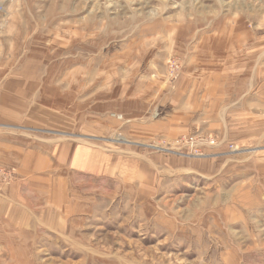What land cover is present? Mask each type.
Returning a JSON list of instances; mask_svg holds the SVG:
<instances>
[{
    "label": "rangeland",
    "instance_id": "rangeland-1",
    "mask_svg": "<svg viewBox=\"0 0 264 264\" xmlns=\"http://www.w3.org/2000/svg\"><path fill=\"white\" fill-rule=\"evenodd\" d=\"M207 34L220 44L228 36L221 56L243 60L237 71L264 82V0H0V80L35 66L13 75L28 91L0 128L13 145L90 143L169 168L148 187L76 179L77 212L58 230L0 227V264H264V149L213 137L210 155L191 157L179 144L153 147L191 133L132 139L109 122L131 125L121 109L143 107L128 91L146 79L176 83L183 54Z\"/></svg>",
    "mask_w": 264,
    "mask_h": 264
},
{
    "label": "crops",
    "instance_id": "crops-1",
    "mask_svg": "<svg viewBox=\"0 0 264 264\" xmlns=\"http://www.w3.org/2000/svg\"><path fill=\"white\" fill-rule=\"evenodd\" d=\"M219 37L204 35L190 47L191 53L187 49L182 57L185 69L176 83H151L146 79L129 90L132 105L143 107L137 114L121 109V113L133 116L131 125H123L117 119L109 122L118 124L132 139L201 133L263 150L264 82L253 84L252 77L240 71L243 68L237 71V63L243 67V60L221 56L230 53L231 47L228 36H222L228 39H224L226 44H220L216 39ZM34 68L16 67L0 80V128L9 126L16 112L13 101L28 98L24 80L13 75L32 74ZM151 107H158L157 117L150 115ZM18 109L20 118L27 120V109ZM10 138L11 135L0 132V165L13 168L16 175L0 192V227L13 232L41 225L58 230L61 220L77 212L79 203L74 200L77 196L72 188L76 179L119 178L148 187L155 182L157 170H169L153 155H140L134 150L53 140L43 145L27 146V142L16 146ZM211 147L214 146L205 149L206 154L211 153ZM235 155L234 159L243 158L241 154Z\"/></svg>",
    "mask_w": 264,
    "mask_h": 264
},
{
    "label": "built area",
    "instance_id": "built-area-1",
    "mask_svg": "<svg viewBox=\"0 0 264 264\" xmlns=\"http://www.w3.org/2000/svg\"><path fill=\"white\" fill-rule=\"evenodd\" d=\"M6 1V0H5ZM174 144V145H173ZM175 144H179L181 148V154L191 157H206L204 149L210 145L215 144V139L209 135L201 134V133H191L189 135H184L175 143H171L167 147H160L153 145L154 148L162 151L173 152L176 149ZM204 148V149H203ZM14 170H9L6 167L0 166V192L2 191V187L10 184L14 179Z\"/></svg>",
    "mask_w": 264,
    "mask_h": 264
},
{
    "label": "bare ground",
    "instance_id": "bare-ground-1",
    "mask_svg": "<svg viewBox=\"0 0 264 264\" xmlns=\"http://www.w3.org/2000/svg\"><path fill=\"white\" fill-rule=\"evenodd\" d=\"M21 261V260H20Z\"/></svg>",
    "mask_w": 264,
    "mask_h": 264
}]
</instances>
